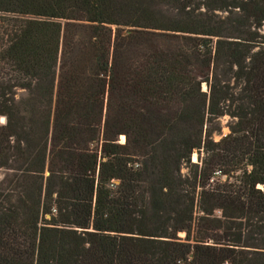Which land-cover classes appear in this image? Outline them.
I'll return each instance as SVG.
<instances>
[{"label": "trees", "instance_id": "16d2710c", "mask_svg": "<svg viewBox=\"0 0 264 264\" xmlns=\"http://www.w3.org/2000/svg\"><path fill=\"white\" fill-rule=\"evenodd\" d=\"M0 117V264H264V0H0Z\"/></svg>", "mask_w": 264, "mask_h": 264}, {"label": "rangeland", "instance_id": "374dc122", "mask_svg": "<svg viewBox=\"0 0 264 264\" xmlns=\"http://www.w3.org/2000/svg\"><path fill=\"white\" fill-rule=\"evenodd\" d=\"M155 8L158 9H165L162 8L161 6H154ZM262 31V30H261ZM83 32H81V29L78 30L77 36L79 38L83 37ZM180 35L181 34H175V33H170L166 31H151V30H146L143 32V35H141V38H138V40L135 42V45L130 48V51L127 54L128 58L134 57V55L138 52L135 49H144L148 47H158V48H172L176 45L179 44L180 42ZM201 90L205 91L206 86L204 83L201 84ZM23 96V92H17L16 98H20ZM229 122V119L227 116H222L217 120V124L219 126V132L212 133L211 138L213 141H217L221 136L225 135L228 130H227V123ZM0 123H2V119L0 117ZM119 141H123V137L119 138ZM202 158V152H195L193 151L190 155V161L193 163H199L200 159ZM181 173H185V169L181 168ZM7 174V171L5 169H0V180L2 177ZM216 216L218 215L217 211L214 213ZM179 237H182V234H178Z\"/></svg>", "mask_w": 264, "mask_h": 264}, {"label": "water", "instance_id": "95a60500", "mask_svg": "<svg viewBox=\"0 0 264 264\" xmlns=\"http://www.w3.org/2000/svg\"><path fill=\"white\" fill-rule=\"evenodd\" d=\"M206 91V90H205ZM1 119H2V123L4 122V118L3 117H1Z\"/></svg>", "mask_w": 264, "mask_h": 264}]
</instances>
